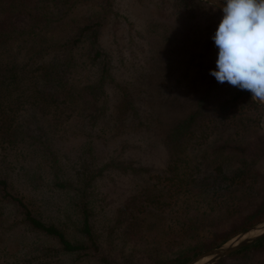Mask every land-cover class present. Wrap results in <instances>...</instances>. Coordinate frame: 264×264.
I'll list each match as a JSON object with an SVG mask.
<instances>
[{
  "label": "trees",
  "instance_id": "obj_1",
  "mask_svg": "<svg viewBox=\"0 0 264 264\" xmlns=\"http://www.w3.org/2000/svg\"><path fill=\"white\" fill-rule=\"evenodd\" d=\"M130 1L123 10L121 0H0L2 263L23 264L20 252L29 250L42 264H145L99 254L95 204L103 171L123 164L118 154L99 150L96 138L109 143L127 135L137 116L133 90L117 81L119 64L102 31L144 0ZM147 11L149 19L159 18L158 11ZM143 27L148 32V23ZM249 93L232 87L221 111L238 100L259 109ZM197 114L195 108L171 126L163 140L168 152L184 148L180 133ZM236 114L229 122L241 121ZM252 133L255 142L246 135L214 138L194 162L200 176L179 177L184 170L173 165L167 192L149 194L148 212L170 210L176 225L163 228L174 237L168 235L167 249L148 264H181L264 219V132ZM71 137L78 141L67 146ZM136 139L145 140L134 152L138 162L155 143L143 131ZM10 252L14 263L3 262ZM227 256L264 264V236Z\"/></svg>",
  "mask_w": 264,
  "mask_h": 264
},
{
  "label": "rangeland",
  "instance_id": "obj_2",
  "mask_svg": "<svg viewBox=\"0 0 264 264\" xmlns=\"http://www.w3.org/2000/svg\"><path fill=\"white\" fill-rule=\"evenodd\" d=\"M128 4L127 0H121V9L125 10ZM123 10L109 20L102 31L105 48L119 64L116 79L121 84L130 83L138 110L135 125L126 130L127 135L119 134L109 143L96 138L99 150L118 154L123 161L113 171L110 166L100 176L95 200L97 234L99 254L148 264L167 249L168 237L173 236L163 228L176 224L167 217L170 210L153 205L154 210L148 212L152 201L147 197L167 192L170 184L167 177L172 175L173 165L175 170H184L179 177L200 176L203 170H197L194 162L201 149L214 138L246 135L249 141L255 142L253 129L264 132V108L258 103L259 109L248 100H238L221 111L220 104L229 97V90L234 86L219 83L211 75V71L216 70L219 51L212 37L223 16L217 6L205 0H144L130 9L128 18H124ZM147 10L158 11L159 18L150 14L152 19H149ZM147 23L148 32L143 33L142 27ZM195 108H198L195 121L180 133L185 140L184 148L177 146L175 152H168L164 137L177 120ZM235 112L242 119L233 124L229 121ZM142 131L155 144L150 156L144 155L137 162L134 152L145 146L144 139H136ZM77 141L71 137L67 146ZM147 152L148 149L144 154ZM176 154L180 158L177 163L173 160ZM110 157L108 155L107 159ZM135 167L139 170L131 171ZM137 204L140 211L133 215ZM10 253L12 255L3 262L14 263L13 252ZM19 258L23 264H42L29 250H22ZM250 261L245 256H227L220 264H248Z\"/></svg>",
  "mask_w": 264,
  "mask_h": 264
},
{
  "label": "clouds",
  "instance_id": "obj_3",
  "mask_svg": "<svg viewBox=\"0 0 264 264\" xmlns=\"http://www.w3.org/2000/svg\"><path fill=\"white\" fill-rule=\"evenodd\" d=\"M212 2L223 16L212 37L219 51L211 75L264 101V0Z\"/></svg>",
  "mask_w": 264,
  "mask_h": 264
},
{
  "label": "water",
  "instance_id": "obj_4",
  "mask_svg": "<svg viewBox=\"0 0 264 264\" xmlns=\"http://www.w3.org/2000/svg\"><path fill=\"white\" fill-rule=\"evenodd\" d=\"M215 5L212 0H205ZM222 3V0H221ZM220 9V5H216ZM251 96V93H250ZM252 98V97H251ZM256 103L264 108V101L252 98ZM264 236V219L248 226L247 228L232 235L222 243L212 246L181 264H213L231 252L253 243Z\"/></svg>",
  "mask_w": 264,
  "mask_h": 264
}]
</instances>
